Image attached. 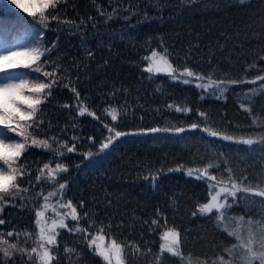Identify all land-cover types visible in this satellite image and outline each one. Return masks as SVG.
Listing matches in <instances>:
<instances>
[{"label": "trees", "instance_id": "1", "mask_svg": "<svg viewBox=\"0 0 264 264\" xmlns=\"http://www.w3.org/2000/svg\"><path fill=\"white\" fill-rule=\"evenodd\" d=\"M20 12L26 13L17 3L0 0V52L21 44L26 47L27 36L35 46L42 42L43 47L51 49L41 58L52 62L45 70L58 68L57 74L63 79L40 106L44 123L38 138L55 136L69 147L75 144L76 151L64 149L63 156L53 159L50 150L28 148L20 163H27L31 176L18 181L28 192L20 194L24 199H8L0 210V219L4 220L0 231L14 233L5 238L11 243L19 240V246L30 250L39 232L35 211L44 203V196L65 183L63 199L57 193L49 200L48 220H58L56 212L68 211L57 201L71 200L81 216L88 212L97 225L111 224L113 237L152 250L143 257L126 255V264H154L163 243V229L153 231L149 225L158 213L181 232L185 256L190 253L194 260L208 259L211 264L236 241L219 229L214 219L192 215L198 203L207 202L208 188L203 180L188 176L186 170L203 168L213 161L223 172L226 159L237 180L247 176L245 184L264 186V148L226 141L202 131L208 127L237 138L264 133V127L253 124L254 116L258 117L257 124H264V91H259L264 80L229 84L221 94L214 87L196 86L207 80L190 78L194 82L185 84L165 73H148L145 57H150L153 50L167 49L169 61L180 70L187 67L225 82L264 76V0H67L56 12L70 23L52 20L47 28L39 23V17L28 20L20 17ZM15 71L30 72L24 68ZM37 77L44 79L39 73H31L29 78ZM72 88L79 92V100ZM252 89H258L255 95ZM82 106L95 112V117L87 113L81 116ZM177 107L191 111H177ZM249 107L251 115L245 110ZM110 108L119 109L117 121L106 115L105 109ZM193 123L199 127L191 129ZM104 124L129 134L115 138L102 151L101 144L109 136ZM153 127L185 131H146ZM50 160L52 167L61 162L68 171L58 173L55 182L47 178L36 182L38 169ZM177 168L180 170L170 171ZM211 171L218 174L216 169ZM156 172L160 175L153 185L149 174ZM39 193L43 195L38 197ZM243 195L238 193L239 203L232 207L231 215L264 222V206L240 200ZM65 222L69 228L77 223L70 218ZM160 222L164 223L162 218ZM79 224L88 227L84 219ZM57 231L58 247H52L57 259L53 264H105L82 239V233L62 228ZM93 231L89 228V233ZM16 232L21 235L16 237ZM25 232L32 233V239L23 235ZM66 248L75 251L68 253ZM15 264H21L18 255ZM160 264H180V258L165 252Z\"/></svg>", "mask_w": 264, "mask_h": 264}, {"label": "snow or ice", "instance_id": "2", "mask_svg": "<svg viewBox=\"0 0 264 264\" xmlns=\"http://www.w3.org/2000/svg\"><path fill=\"white\" fill-rule=\"evenodd\" d=\"M17 3V0H13ZM244 3L245 0H240ZM63 3H67V0H40L39 4H25L17 3V7L22 8L29 15L39 17V23L47 28L50 21L56 20L60 23L68 24L67 20H61V17L56 12V9ZM103 15V13H101ZM111 15H109V19ZM83 23V21H81ZM51 49L43 47L41 42L39 46L25 48L23 50L7 49L5 48L0 54V210H2L3 204L8 202V199L15 200L17 196L20 199H24L21 193L28 192V188H22L18 183L24 176H31V173L27 171V163H20V158L30 147L43 148L50 150L53 153V159L58 156H63L64 149L67 152L76 151V146L73 144L68 146L67 142H60L55 136L48 137L47 139L38 138L40 131V125L44 123L43 113L41 111V105L44 104L48 97L52 95V89L58 86L60 80L63 78L58 76V68H54L52 71L45 70L46 67L52 63L51 60H43L42 57L46 53H50ZM149 61L145 71L148 73H165L174 80H182L183 83L188 84L195 81L207 80L208 83H197V87L203 88H216L221 94L227 91L229 84L236 83H252L255 84L258 80H264V76H257L254 80H242V81H228L213 80L211 76L205 77L203 74L193 72L190 68L185 67L180 70L168 59L167 49L163 52L152 51L150 57H145ZM29 69L28 73H18L16 69ZM31 73H39L44 79L37 77L36 79H30ZM67 86V85H65ZM223 86V87H222ZM76 98L79 100V92L75 88H72ZM252 95H255L258 89L250 90ZM259 91H264V84L260 85ZM246 96L249 94L246 93ZM79 104H83V101H79ZM67 107V105H65ZM243 108L244 105L242 104ZM177 111H191V109H181L177 107ZM251 115V108L245 109ZM40 113L38 116L37 114ZM88 114L95 117V112L89 111L87 106L79 107V114L81 116ZM106 115L111 117V121H117L120 118V111L117 108L105 109ZM204 116L205 113H200ZM99 119V117H96ZM258 117H253V124L258 127H264V124H257ZM104 127L108 129L109 136L106 141L101 144V150L108 149L113 143L115 138L126 136L129 133L117 131L114 127H110L108 124H104ZM191 129L199 127L198 124L193 123L189 126ZM184 132V128H149L146 131L151 133L157 132ZM144 131V130H142ZM202 131L208 133L209 136H221L223 140L234 141L238 144L253 145L258 144L261 148H264V133L256 137H234L225 135L223 133L212 130L205 127ZM114 133V136L112 135ZM15 134V136L11 135ZM15 137L22 139L17 140ZM75 139V137L73 138ZM56 145L54 147L53 145ZM85 155H91L86 153ZM52 161L44 163L42 168L38 169V175L35 177L36 182H39L41 178H47L56 181L58 173L67 172L68 168L61 162H57L55 167L51 166ZM226 165L223 172H219L220 164L210 161L203 168H188L187 175L195 176L197 180H203L208 188L207 202L197 205L196 211L192 213L193 216L200 214L202 216H208L216 221L217 227L227 232L230 237L235 238V243L231 246L225 247L223 253L218 254L211 260V264H264V222L259 220L254 221L249 218L245 220L243 215L237 217L230 213V210L234 205H238L237 199L238 193H243L239 199L247 201L248 204L259 203L264 206V186L261 184L252 185L251 182L245 184L248 179L247 176L241 177L239 180L233 175V169ZM216 169L218 174H214L211 170ZM179 171L180 169H170V171ZM162 171V170H161ZM224 173H227L225 176ZM151 183L155 185L159 179V172L150 173ZM145 179H149V176H145ZM32 184V180L27 182ZM66 187L65 183H59L55 192H50L47 196H44V203L39 209L35 211V224L39 228L36 238L32 241V247L26 248L19 246V240L16 243L9 242L7 237H12L14 233L12 231L6 234L0 231V264H15V257L17 255L20 258L21 264H53L56 260V256L52 254V247H58L57 236L59 232L57 228L68 229L70 232L82 233V239L87 242L88 247L92 248L95 255L100 256L105 264H126V255L136 256L139 254L141 257L151 254V249L147 251L141 249L139 244L135 242H128L118 240L111 235V224H96L95 220L89 218L88 212H83L81 216L77 210V206L72 204L71 200L65 203L57 201V204L61 208L68 209L67 212H56L57 219H52L51 224L48 223L46 212L51 207L49 200L52 196L59 195L63 199V189ZM43 195L39 193L38 197ZM260 197L259 201L254 198ZM231 199V202H230ZM80 209L83 210V202L80 203ZM53 211H56L53 208ZM215 213V216L212 214ZM71 219L77 223L73 224L69 228L65 222L67 219ZM163 219L164 223L161 224L160 220ZM84 219L88 227H82L79 221ZM145 223H148L145 221ZM4 224V220L0 219V225ZM151 230L155 231L157 228L163 229L160 239L163 243L160 245V252L157 254L154 264H160L161 259L165 252L169 253L173 257L180 258V264H209L208 259L196 258L193 259L189 253L185 256L183 247V238L181 232L175 227L168 225L167 217H164L162 213H158L157 219L151 220L149 225ZM89 228H93L94 231L89 233ZM105 229H108L106 234ZM16 237H19L21 233L16 232ZM28 239H32L33 234L29 232L23 233ZM26 242V241H25ZM51 246V247H49ZM127 250V251H126ZM66 252L71 253L75 249H65ZM27 260H24V257ZM35 257V259H34Z\"/></svg>", "mask_w": 264, "mask_h": 264}, {"label": "rangeland", "instance_id": "3", "mask_svg": "<svg viewBox=\"0 0 264 264\" xmlns=\"http://www.w3.org/2000/svg\"><path fill=\"white\" fill-rule=\"evenodd\" d=\"M11 2H13V0H10ZM40 0H17V3H25V4H39ZM14 3V2H13ZM24 11V10H23ZM25 12V11H24ZM20 14L25 18V19H28L30 20L32 18L31 15H29L27 12L26 13H21ZM27 45H25L26 47H22V48H17L18 50H23L25 48H30V47H35L34 45V41L32 38H30L29 36H27ZM25 41V39L23 40ZM9 48V47H8ZM13 136H15V134H12ZM17 138H20V137H17ZM51 220H48V223L51 224Z\"/></svg>", "mask_w": 264, "mask_h": 264}]
</instances>
